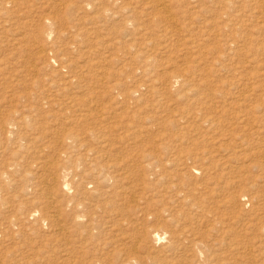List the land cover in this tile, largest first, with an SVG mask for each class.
<instances>
[{
	"label": "rangeland",
	"instance_id": "1",
	"mask_svg": "<svg viewBox=\"0 0 264 264\" xmlns=\"http://www.w3.org/2000/svg\"><path fill=\"white\" fill-rule=\"evenodd\" d=\"M195 1L0 0V264H264V0Z\"/></svg>",
	"mask_w": 264,
	"mask_h": 264
},
{
	"label": "bare ground",
	"instance_id": "2",
	"mask_svg": "<svg viewBox=\"0 0 264 264\" xmlns=\"http://www.w3.org/2000/svg\"><path fill=\"white\" fill-rule=\"evenodd\" d=\"M158 1H159V0H158ZM193 1H194V0H193ZM196 1H197V0H196ZM196 1H195V2H196ZM199 1H200V0H199ZM209 1H210V0H209ZM213 1H214V0H213ZM215 1H216V0H215ZM231 1H232V0H231ZM8 2H9V1H8ZM197 2H198V1H197ZM210 2H211V1H210ZM226 2H227V1H226ZM228 2H229V1H228ZM154 3H155V2H154ZM161 3H162V2H161ZM166 3H167V2H166ZM198 3H199V2H198ZM203 3H204V1H203ZM215 3H216V2H215ZM215 3H214V5H215ZM217 3H218V2H217ZM220 3H221V2H220ZM155 4H156V3H155ZM159 4H160V3H159ZM162 4H163V3H162ZM187 4H188V2H187ZM200 4H201V3H200ZM211 4H213V3H211ZM218 4H219V3H218ZM223 4H224V1H223ZM230 4H231V3H230ZM166 5H167V4H166ZM195 5H196V4H195ZM208 5H209V3H208ZM214 5H213V7H214ZM216 5H217V4H216ZM227 5H228V4H227ZM198 6H199V5H198ZM206 6H207V5H206ZM211 6H212V5H211ZM200 7H201V6H200ZM200 7H199V8H200ZM213 7H211V8H213ZM217 7H218V6H217ZM227 7H228V6H227ZM203 8H204V7H203ZM211 8H210V9H211ZM214 8H215V7H214ZM222 8H223V6H222ZM222 8H221V9H222ZM228 8H229V7H228ZM161 9H162V11H163V8H162V7H161ZM208 9H209V8H208ZM208 9H206V10H208ZM221 9H219V10H221ZM225 9L227 10V8H225ZM157 10H160V9H157ZM165 10H166V8H165ZM188 10H189V9H188ZM192 10H193V9H192ZM198 10H199V9H198ZM217 10H218V9H217ZM228 10H229V9H228ZM230 10H231V9H230ZM185 11H186V10H185ZM204 11H205V10H204ZM204 11H203V12H204ZM214 11H215V10H214ZM221 11H223V9H222ZM158 12H159V11H158ZM183 12H184V10H183ZM189 12H190V10H189ZM217 12H218V11H217ZM217 12H216V13H217ZM223 12H224V11H223ZM166 13H167V11L164 12V14H166ZM214 13H215V12H214ZM230 13H231V12H230ZM159 14H160V13H159ZM223 14H224V13H223ZM223 14H222V16H224ZM162 15H163V14H162ZM167 15H168V14H166V16H167ZM213 15H214V14H213ZM225 15H226V14H225ZM227 15H228V14H227ZM2 16H3V15H2ZM160 16H161V15H160ZM164 16H165V15H164ZM217 16H218V14H217ZM219 17H220V14H219ZM219 17H218V19H219ZM228 17H229V16H228ZM158 18H159V17H158ZM161 18L164 19V17H161ZM167 18H169V20H170V18H171L170 15H169V17H167ZM43 19H44V17H43ZM156 19H157V18H156ZM171 19H172V18H171ZM191 19H192V18H191ZM194 19H195V18H194ZM214 19H215V18H214ZM222 19H225V18H222ZM41 20H42V19H41ZM62 20H63V19H62ZM68 20H69V19H68ZM129 20H130V19H129ZM172 20H174V19H172ZM189 20H190V19H189ZM195 20H196V19H195ZM219 20H220V19H219ZM219 20H217V21H219ZM42 21H43V20H42ZM46 21H47V20H46ZM49 22H50V21H49ZM127 22H128V21H127ZM129 22H130V21H129ZM215 22H216V21H215ZM222 22H224V21H222ZM44 23H45V22H44ZM50 23H52V22H50ZM130 23H132V22H130ZM196 23H197V22H196ZM209 23L212 24V23H214V22H212V23L209 22ZM42 24H43V23H42ZM210 24H209V25H208V24H204V25H205V26L208 25L209 27H211ZM215 24H216V23H215ZM225 24H228V23L226 22ZM229 24H230V22H229ZM59 25H60V24H59ZM133 25H134V23H133ZM194 25H195V24H194ZM43 26H44V25H43ZM216 26H217V25H215V27H216ZM220 26H223V25H220ZM228 26H229V25H228ZM40 27H41V26H40ZM218 27H219V26H218ZM218 27H216L217 29H215V30H218V29H219ZM137 28H138V27H137ZM137 28H136V29H137ZM203 28H204V27H203ZM226 28H227V26H226ZM0 29H1V28H0ZM134 29H135V27H134ZM138 29H139V28H138ZM181 29H182V28H181ZM220 29H222V28H220ZM227 29H229V28H227ZM38 30L40 31V29H38ZM132 30H133V29H132ZM46 31H47V30H46ZM227 31H229V30H227ZM146 32H147V31H146ZM218 32L220 33V31H218ZM218 32H217V33H218ZM221 32H222V31H221ZM224 32H226V31H224ZM39 33H41V31H40ZM143 33H144V31H143ZM217 33L215 34L216 36H217ZM37 34H38V33H37ZM220 34H221V33H220ZM40 35H41V34H40ZM40 35H39V37H40ZM141 35H142V33L140 34V36H141ZM224 35H225V34H224ZM227 35H228V34H227ZM230 35H231V34H230ZM230 35H229L228 37H230ZM35 36H36V35H35ZM142 36H143V35H142ZM142 36H141V37H142ZM39 37H38V38H39ZM226 37H227V36H226ZM226 37L224 36L225 40L227 39ZM232 37H233V36H232ZM15 38H16V37H15ZM146 38H150V37H146ZM218 38H220V37H217V39H218ZM221 38H222V37H221ZM221 38H220V39H221ZM224 38H222V39L224 40ZM40 39H41V38H40ZM42 39H43V38H42ZM44 39H45V38H44ZM222 39H221V40H222ZM218 40H219V39H218ZM221 40H220V41H221ZM223 40H222V41H223ZM230 40L233 41L234 39H233V38H232V39L230 38ZM38 41H39V40H38ZM38 41H37V42H38ZM142 41H143V40H142ZM228 41H229V39H228ZM228 41H227V44L229 43ZM44 42H46V40H45ZM144 42H146V41H144ZM59 43H60V42H59ZM148 43H149V42H148ZM225 43H226V41H225ZM230 43H232V42H230ZM230 43H229V44H230ZM45 44H48V42H46ZM143 44H144V43H143ZM149 44H150V43H149ZM218 44H219V43H218ZM220 44H221V43H220ZM222 44H224V42H223ZM222 44H221V45H222ZM40 45L43 46L42 43H41ZM53 45H54V44H52V46H53ZM50 46H51V45H50ZM52 46L49 47L48 50H49L50 48H52ZM59 46H60V45H59ZM77 46H78V45H76V47H77ZM164 46H167V45H164ZM197 46H198V45H197ZM225 46H226V49H227V45H225ZM46 47H47V45H46ZM78 47H79V46H78ZM78 47H77V48H78ZM84 47H85V46H84ZM88 47H89V46H88ZM88 47H87V48H88ZM40 48H43V47H39V49H40ZM44 48H45V47H44ZM44 48H43V49H44ZM54 48H55V47H53V49H54ZM58 48H59V47H58ZM197 48H198V47H197ZM215 48H216V47H215ZM218 48H219V47L217 46V49H218ZM229 48H231V47H229ZM55 49H56V48H55ZM59 49H60V48H59ZM61 49H62V48H61ZM61 49H60V50H61ZM166 49H167V48H166ZM166 49H165V50H166ZM223 49H225V48L223 47ZM223 49H222V51H223ZM226 49H225V51H226ZM46 50H47V49H46ZM50 50H51V49H50ZM63 50H64V49H63ZM79 50H80V49H79ZM79 50H78V51H79ZM163 50H164V49H163ZM163 50H162V51H163ZM214 50L216 51V49H214ZM219 50H220V49H219ZM0 51H1V50H0ZM51 51H52V50H51ZM86 51H87V54H88V53H89V52H88L89 50H86ZM86 51H85V52L83 51V52L86 54ZM222 51H219V52L223 53ZM44 52H45V50H44ZM49 52H50V51H49ZM54 52H56V51L54 50ZM90 52H91V51H90ZM216 52H218V51H216ZM55 54H56V53H55ZM55 54H54V55H55ZM58 54H59V53H58ZM63 54H64V53L61 54V52H60V55H61V56H62ZM91 54H92V53H91ZM54 55H53V57H55ZM56 55H57V54H56ZM93 55H96V53H94ZM97 55H98V54H97ZM97 55H96V56H97ZM220 55H222V54H220ZM2 56H3V55H2ZM51 56H52V55H51ZM57 56H58V55H57ZM223 56H225V54H224ZM47 57H50V56L47 55ZM62 57H64V59L66 58L65 55L62 56ZM93 57H94V56H93ZM225 57H226V56H225ZM51 58H52V57H51ZM58 58H59V56H58ZM111 58H112V57H111ZM223 58H224V57H223ZM0 59H1V58H0ZM47 59H48V58H47ZM67 59H69V58H67ZM67 59H65V64H66ZM148 59H149V58H148ZM220 59H221V58H220ZM224 59H225V58H224ZM59 60H62V59H59ZM108 60H109V59H108ZM70 61H72V60H70ZM218 61L221 62V60H218ZM68 62H69V61H68ZM73 62H74V61H73ZM96 62H97V60H96ZM99 62H100V61H99ZM99 62H97V63H99ZM11 63H12V62H11ZM48 63H49V62H48ZM60 63H61V61H60ZM63 63H64V62H63ZM69 63H70V62H69ZM74 63H75V62H74ZM93 63H94V62H93ZM221 63H222V62H221ZM71 64H72V63H71ZM60 65H62V64H59V68L62 67V66H60ZM69 65H70V64H69ZM73 65H74V64H73ZM91 65H92V64H91ZM96 65H98V64H96ZM96 65H94V66H96ZM63 66H65V68H68V67H69L68 65H63ZM66 66H68V67H66ZM77 66H78V65H77ZM89 66H90V65H89ZM98 66H100V65H98ZM49 67H50V66H49ZM73 67H74V66H73ZM79 67H80V66H79ZM90 67H91V66H90ZM88 68H89V67H88ZM71 69H72V67H71ZM90 69H91V68H90ZM76 70H77V67H76ZM72 71H74V70H72ZM80 71H81V70H80ZM86 71H88V70H86ZM65 72H66V71H65ZM69 72H70V70L68 71V73H69ZM83 72H84V71H83ZM66 73H67V72H66ZM68 73H67V74H68ZM78 73L80 74V72H78ZM81 73H82V72H81ZM84 73H85V72H84ZM182 73L184 74V72H182ZM49 74H50V73H49ZM71 74H72V73H71ZM76 74H77V72H76ZM76 74L73 73V75H76ZM87 74H88V73H87ZM85 75H86V74H85ZM202 75H204V73H202ZM60 76H61V75H60ZM62 76H63V75H62ZM68 76H69V75H68ZM68 76H67V78H68ZM78 76H79V75H78ZM82 76L84 77V75H82ZM87 76H88V75H87ZM79 77H80V76H79ZM50 78H51V77H50ZM62 78H63V77H62ZM67 78H65V79H67ZM73 78H74V77H73ZM84 78H85V77H84ZM63 79H64V78H63ZM69 79H70V76H69ZM69 79H68V80H69ZM85 79H86V78H85ZM184 80L188 81L187 79H184ZM184 80H183V81H184ZM53 81H54V80H53ZM75 81H76V80H75ZM75 81L72 80V79L70 80V82H74V83H76V82L78 83L79 80L76 81V82H75ZM186 81H184V83H185ZM184 83H183V85H184ZM68 84H69V83H68ZM199 84H200V83H199ZM70 85H73V84H70ZM193 86H194V85H193ZM181 87H182V86H181ZM185 87H186V85H185ZM190 87H191V86H190ZM197 87H199V86H197ZM201 87H202V86H201ZM201 87H200L199 89H201ZM187 89H189V87H188ZM193 89H194V88H193ZM199 89H198V90H199ZM194 90H195V89H194ZM198 90H197V91H198ZM184 91H185V90H184ZM186 91H190V90H186ZM201 91H202V90H201ZM134 92H135V91H134ZM179 92H180V91H179ZM201 93H202V92H201ZM202 94H203V93H202ZM198 95H199V94H198ZM184 96H185V92H184ZM199 96H200V95H199ZM201 96H202V95H201ZM204 96H205V95H204ZM194 97H195V96H194ZM202 97H203V96H202ZM204 98H206V97H203V99H204ZM190 99H191V98H190ZM205 100H206V99H205ZM181 101H182V100H181ZM184 101H185V100H184ZM189 101H190V100H189ZM198 101H199V100H198ZM186 102H187V101H186ZM177 103H178V102H177ZM180 103H181V102H180ZM182 103L184 104L185 102H182ZM192 103H195V104H196V101H195V102H192ZM198 103H199V102H198ZM197 105H198V104H197ZM180 108H182V107H180ZM182 109H185V108H182ZM180 110H181V109H180ZM178 111H179V110H178ZM183 111H185V110H183ZM183 111L181 110V113H182ZM187 111H188V109H187ZM177 113H178V112H177ZM185 113H186V112H185ZM187 113H188V112H187ZM206 114H207V113H206ZM206 114H205V115H206ZM213 114H214V113H213ZM185 115H186V114H185ZM185 115H183L182 118H183ZM199 115H200V114H199ZM179 116H181V114H180ZM202 116H204V115H202ZM214 116H215V115H214ZM214 116H213V117H214ZM23 117H24V116H23ZM185 117H186V116H185ZM209 117H210V116H209ZM213 117H212V115H211V118H213ZM179 118H180V117H179ZM179 118H178V121H179ZM203 118H204V117H203ZM206 118H208V117H206ZM206 118L204 119V121L207 120ZM176 119H177V118H176ZM184 119H185V118H184ZM184 119H183V120H184ZM181 120H182V119H181ZM18 121H19V120H18ZM176 121H177V120H176ZM210 121H211V120H210ZM6 122H7V121H6ZM213 122H214V119L212 120V124H213ZM9 123L13 125V122H12V123L9 122ZM9 123H8V124H9ZM15 123H16V122H15ZM183 123H184V122H183ZM188 123H189V122H188ZM188 123H187V124H188ZM206 123H207V122H206ZM214 123H215V122H214ZM216 123H217V122H216ZM5 124H7V123H5ZM5 124H1V125H0L1 130H2V127H3V129H4V131H5V128H4V125H5ZM10 124H9V125H10ZM177 124L179 125V122H178ZM204 124H205V122H204ZM183 125H184V124H183ZM183 125H181V126H183ZM206 125L209 126L210 123H208V124H206ZM7 126H8V125H7ZM13 126H15V124H14ZM18 126H19V125H18ZM211 126H212V125H211ZM211 126L208 127V128H213V127H211ZM11 127H12V126H11ZM6 128H7V127H6ZM19 128H20V126H19ZM216 128H217V127H216ZM195 129H196V128H195ZM11 130H12V128H11L9 131H11ZM15 130H17V126H16V129H15ZM2 131H3V130H2ZM2 131H1V132H2ZM13 131H14V130H13ZM22 131H23V130H22ZM5 133H7V131H6ZM12 133H13V132H12ZM12 133H11V134H12ZM1 134H3V136L5 135L4 133H1ZM1 134H0V135H1ZM9 134H10V133H9ZM18 134H19V133H18ZM3 136H2V137H3ZM18 136H21V135H18ZM22 137H23V136H22ZM4 139H5V137H4ZM16 139H17V138H16ZM0 140H1V139H0ZM11 140H13V139H11ZM19 140H20V139H19ZM23 140H25V139H23ZM34 140H35V139H34ZM1 141H2V140H1ZM1 141H0V143H2ZM3 141H4V140H3ZM5 141H6V140H5ZM14 141L16 142L15 139H14ZM26 141H28V139H27ZM10 142H11V141H10ZM10 142H9L8 144H9V146L11 147L12 145H10ZM12 142H13V141H12ZM19 142H20V141H19ZM21 142H22V141H21ZM6 143H7V142H6ZM25 143H26V142H25ZM3 144H4V143H3ZM3 144H2V145H3ZM19 144H21V143H19ZM6 145H7V144H6ZM14 147H15V146H14ZM17 147H18V146H17ZM22 147H23V146H22ZM2 148H3V146H2ZM18 148H19V147H18ZM0 149H1V148H0ZM4 149H7V146H6V148L4 147ZM11 149L13 150L14 148L11 147ZM11 149H10V150H11ZM7 150H9V148H8ZM15 150H16V148H15ZM0 151H1V150H0ZM3 151H4V150H3ZM4 152H5V151H4ZM11 152H12V151H11ZM11 152H10V154H11ZM14 152H17V151H13V153H14ZM2 153H3V152H2ZM7 153H8V152H7ZM7 153H6V154H7ZM17 153H18V152H17ZM0 154H1V153H0ZM10 154H9V155H10ZM19 154H20V153H19ZM3 155H4V154H3ZM20 155H21V154H20ZM22 155H23V154H22ZM106 155H108V154H106ZM156 156H157V155H156ZM17 157H19V158H23L22 156H21V157H20V156H17ZM17 157H15V158L18 160ZM103 157H104V156H103ZM155 159H156V158H155ZM168 160H169V159H166L165 162H164V163L167 164L168 166H169V165H174V166L176 165L175 162H171V161H168ZM21 161H22V160H21ZM156 161H157V162H158V161L161 162L159 156H157ZM9 162H12V161H9ZM3 164H4V163H3ZM5 164H6V162H5ZM10 164H12V163H10ZM165 164H164V165H165ZM166 167H167V166H166ZM193 168L196 169V168H198V167L196 166V167H193ZM6 169H8V168L5 167V170H6ZM164 169H165V167H164ZM168 169H169V167H168ZM3 172H4V171H3ZM1 173H2V172H1ZM0 175H1V174H0ZM3 175H4V174H3ZM6 175H7V174H6ZM6 175H5V177H6ZM7 177H8V176H7ZM177 177H180V175H177ZM198 177H199V176H198ZM4 179H5V178H4ZM79 185H80V184H79ZM174 185H176V184H174ZM197 186H198V185H197ZM197 186H196V187H197ZM76 187L79 188V186H77V185H76ZM50 188L52 189V186H51ZM198 188H199V187H198ZM80 189H81V188H80ZM80 189H79V190H80ZM82 189H83V186H82ZM82 189H81V190H82ZM85 189H86V188H85ZM85 189H84V190H85ZM174 189H178V185H176V186L173 187L172 189L169 188V191H168V192H169L168 198H169V200H170L169 202H172V204H174V202H176V201H178V200H181V199L183 198V194H181V193H178V194H176L175 196H173V195L171 194V192H172V190H174ZM199 189H200V188H199ZM77 190H78V189H77ZM82 191H83V190H82ZM79 192H80V191H79ZM168 192H167V193H168ZM81 193H82V192H81ZM83 194H85V195L87 194L88 197L95 196L96 194H98V196H100L99 192H98L96 189H90V190H88L86 193H84V191H83L82 196H83ZM106 194H107V193H106ZM80 195H81V194L79 193V196H80ZM87 196H86V197H87ZM132 199H134L133 196H132ZM77 202H78V201H76V203H77ZM81 202H82V201H81ZM84 203H85V202H84ZM53 205H54V204H53ZM76 205H77V204H76ZM80 205H81V204H80ZM80 205H78V206H80ZM84 205H86V203H85ZM50 206L52 207V205H50ZM74 206H75V204H74ZM48 207H49V205H48ZM51 207H50V208H51ZM46 208H47V207H46ZM56 208H57V207H56ZM86 208H87V206L85 207V209H86ZM47 209L49 210V208H47ZM47 209H46V210H47ZM53 209H54V208H53ZM81 209H82V208H81ZM50 210H51V209H50ZM58 210H59V211H56L57 214H53V215H52V216H54V218H55V217H58V215L62 214V210H61L60 208H59ZM74 210H75V208H74ZM74 210H73V211H74ZM48 212H49V211H48ZM54 212H55V210H54ZM74 212L77 213V211H74ZM59 213H60V214H59ZM47 214H48V213H47ZM50 214H51V213H50ZM67 214H68V213H67ZM39 215H40V214H39ZM44 215H45V214H44ZM62 215H63V214H62ZM64 215H65V214H64ZM69 215H70V214H69ZM77 215H78V214H77ZM42 216H43V214H42ZM65 216H66V215H65ZM72 216H73V215H72ZM72 216H71V217H72ZM75 216H76V215H75ZM79 216H80V215H79ZM44 217H45V216H44ZM62 217H64V216H62ZM80 217H81V216H80ZM47 218H50V215H49V217H48V215H47ZM54 218H53V219H54ZM58 218H59V217H58ZM60 218H61V217H60ZM53 219H52V220H53ZM68 219H69V218H68ZM54 220H55V219H54ZM59 220H60V219H59ZM59 220H57V221H59ZM70 220H71V219H70ZM65 221H67V220H65ZM83 223H84V222H83ZM73 224H75V223H73ZM63 228H64V227H63ZM2 230H3V229H1V232H2ZM162 230H163V228H162ZM162 230H161V231H162ZM66 231H68V230H66ZM66 231H65V233H66ZM154 231H155V232H154ZM154 231H153V232H149V230H147V231H145V232H142V234L140 235V238H142V240H144L145 238L150 237V235H151L152 240H160V237H161V236H160L159 233L157 232L158 230H157V231L154 230ZM162 232H164V231H162ZM3 233H4V232H3ZM67 233H70V232H67ZM67 233H66V234H67ZM86 233L89 234V235L91 236V233H90L89 230H86L85 235H86ZM71 234H73V231H72ZM160 234H161V233H160ZM231 235H232V233H230V236H231ZM232 236H233V235H232ZM151 237H150V239H151ZM148 239H149V238H148ZM150 239H149V240H150ZM193 240H194V239H193ZM232 240H233V239H232ZM232 240H231V241H232ZM72 241H73V240H72ZM138 241H139V240H138ZM145 241H146V240H145ZM145 241H144V242H145ZM233 241H234V240H233ZM140 242H141V241H140ZM144 242H143V246H144V247H147V246L145 245ZM73 243H74V242H73ZM146 243H147V241H146ZM148 243H149V242H148ZM167 243H168V244H167L166 247H168V248L170 249V252H171V250H172V240L167 241ZM136 244H138V243H136ZM154 244H155V243H154ZM196 244H197V242H195L194 245L196 246ZM232 244H233V250L236 251L237 253H239V254H241V255H242V254H245V253L249 254V251H246L245 248H244V246H242L241 240H236V241H235L234 243H232ZM72 245H73V244H72ZM152 245H153V243H152ZM135 246H136V245H135ZM135 246H134V247H135ZM164 247H165V246H164ZM164 247H163V248H164ZM168 248H167V249H168ZM163 250H164V249H163ZM134 251H136V249H134ZM164 251H165V250H164ZM165 252H166V251H165ZM168 252H169V251H168ZM162 253H163V252H162ZM162 253H161V254H162ZM164 254H165V253H164ZM166 254H167V253H166ZM168 254H169V253H168ZM168 254H167L166 256H168ZM169 256H170V254H169ZM161 257H163V255H162ZM164 258H165V257H164ZM164 258H163V260H164ZM73 263L76 264V261H74ZM188 264H192V263H188ZM194 264H195V263H194ZM202 264H203V263H202Z\"/></svg>",
	"mask_w": 264,
	"mask_h": 264
}]
</instances>
